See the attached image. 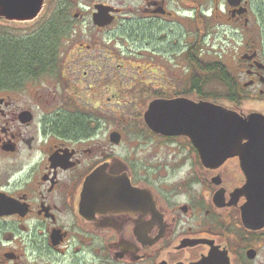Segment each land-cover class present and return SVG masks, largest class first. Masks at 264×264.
Listing matches in <instances>:
<instances>
[{
	"label": "flooded vegetation",
	"instance_id": "obj_1",
	"mask_svg": "<svg viewBox=\"0 0 264 264\" xmlns=\"http://www.w3.org/2000/svg\"><path fill=\"white\" fill-rule=\"evenodd\" d=\"M3 10L0 43L55 42L0 75V264H264V220L242 219L249 141L210 166L144 122L152 102L178 99L264 117V0H42L30 21ZM210 35L234 51V102L193 88Z\"/></svg>",
	"mask_w": 264,
	"mask_h": 264
},
{
	"label": "water",
	"instance_id": "obj_2",
	"mask_svg": "<svg viewBox=\"0 0 264 264\" xmlns=\"http://www.w3.org/2000/svg\"><path fill=\"white\" fill-rule=\"evenodd\" d=\"M42 0H0L6 18L30 21L39 13ZM111 22L104 12L94 23L104 27ZM144 122L156 134L188 138L204 164L217 166L234 156L241 139H247L242 155L246 185L241 193L247 199L242 219L248 227L264 220V117L252 115L248 121L236 113L212 103H194L178 99L154 101L144 114ZM256 167V170H254ZM257 172L260 174L254 175Z\"/></svg>",
	"mask_w": 264,
	"mask_h": 264
},
{
	"label": "trees",
	"instance_id": "obj_3",
	"mask_svg": "<svg viewBox=\"0 0 264 264\" xmlns=\"http://www.w3.org/2000/svg\"><path fill=\"white\" fill-rule=\"evenodd\" d=\"M54 35L52 31L48 33V41L46 42L49 46L47 48H44L42 45L44 41L37 40V38H33L30 41L33 45L31 48L28 45L20 46L18 45L19 42L8 44L0 43V75L9 78L21 76L23 73H20L21 71L28 70L34 62L40 61L44 54L49 53L50 45L55 42ZM192 70L194 89L201 86L202 80L208 86L211 83H216L222 90L218 94L208 93V99L213 101L225 99L229 102H234V81L227 68L220 62L203 63L197 59L194 53L192 56Z\"/></svg>",
	"mask_w": 264,
	"mask_h": 264
},
{
	"label": "rangeland",
	"instance_id": "obj_4",
	"mask_svg": "<svg viewBox=\"0 0 264 264\" xmlns=\"http://www.w3.org/2000/svg\"><path fill=\"white\" fill-rule=\"evenodd\" d=\"M51 27H55V28L58 27V26H56V20H50L49 21V28H51ZM213 33H215V31H210L209 34H213ZM220 36H222V35H218V36H214V37H213V35H210V39L208 40V46L207 47L205 46L206 47L205 49L208 52L203 55V58L208 63H210V62H221L222 64H224L226 66L227 70L231 72L234 69V66L231 63V61L234 57V51H227V48H228L226 46L227 41L222 37L220 38ZM215 37H216L217 41H215V44L213 45V42H211V39H214ZM219 38H220V40H219ZM221 40H222V42H221ZM132 55H129L128 56L129 58H127V59H129V61H131L132 65L135 67L136 65H138V63L136 62L137 58L133 57ZM176 70H177V74H179L181 71V68L177 67ZM135 71H137V68L135 69ZM221 90H222L221 87L219 85H217L216 83H211L208 86V93L218 94V93H220ZM210 101L213 102L212 100H210ZM213 104H215V103H213ZM216 105H219L222 107H227V106L229 107V104L223 100L216 101Z\"/></svg>",
	"mask_w": 264,
	"mask_h": 264
}]
</instances>
